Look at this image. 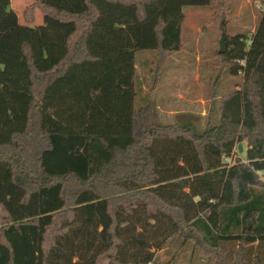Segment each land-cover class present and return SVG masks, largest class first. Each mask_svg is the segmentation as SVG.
Here are the masks:
<instances>
[{
  "label": "trees",
  "instance_id": "16d2710c",
  "mask_svg": "<svg viewBox=\"0 0 264 264\" xmlns=\"http://www.w3.org/2000/svg\"><path fill=\"white\" fill-rule=\"evenodd\" d=\"M231 2L36 0L21 24L0 0V264H156L185 229L204 264H264V4L222 54L243 83L218 122L198 133L136 107L138 53L159 75L184 9Z\"/></svg>",
  "mask_w": 264,
  "mask_h": 264
},
{
  "label": "rangeland",
  "instance_id": "374dc122",
  "mask_svg": "<svg viewBox=\"0 0 264 264\" xmlns=\"http://www.w3.org/2000/svg\"><path fill=\"white\" fill-rule=\"evenodd\" d=\"M35 2L36 0H11V8L18 15L21 24H26L25 11ZM263 4L264 0H232L230 8L223 12L212 8H185L182 48L171 54L159 75L156 73V53L147 51L137 55L139 95L136 107L146 106L150 99L155 106L157 123L164 126H192L198 133H203L208 128L210 117L218 122V108L222 97L243 83V76L232 75L229 64L219 53L223 30L226 32L227 50L231 37L245 34L251 38L262 17ZM35 14L33 27L44 23V14L40 10H36ZM184 232L182 238L190 243L186 249L177 250L182 240L179 237L156 253V264L207 262L210 254L205 249H197L194 251V258H191L193 245L200 244L201 240L190 229H185ZM222 247L233 252L237 249V244H222ZM101 264H109V260L104 259Z\"/></svg>",
  "mask_w": 264,
  "mask_h": 264
},
{
  "label": "water",
  "instance_id": "95a60500",
  "mask_svg": "<svg viewBox=\"0 0 264 264\" xmlns=\"http://www.w3.org/2000/svg\"><path fill=\"white\" fill-rule=\"evenodd\" d=\"M225 39H227V38L225 36V31H224V34L222 36V40H221V43H220V50H219V53L220 54H224V53L227 52V48H226V44H225ZM242 150H243L242 149V146H240V151H242Z\"/></svg>",
  "mask_w": 264,
  "mask_h": 264
}]
</instances>
